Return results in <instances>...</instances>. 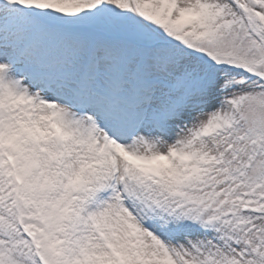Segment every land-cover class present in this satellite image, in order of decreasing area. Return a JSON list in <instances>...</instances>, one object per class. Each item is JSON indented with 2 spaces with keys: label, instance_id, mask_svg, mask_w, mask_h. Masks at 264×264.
Here are the masks:
<instances>
[{
  "label": "snow or ice",
  "instance_id": "snow-or-ice-1",
  "mask_svg": "<svg viewBox=\"0 0 264 264\" xmlns=\"http://www.w3.org/2000/svg\"><path fill=\"white\" fill-rule=\"evenodd\" d=\"M0 264H264V0H0Z\"/></svg>",
  "mask_w": 264,
  "mask_h": 264
}]
</instances>
